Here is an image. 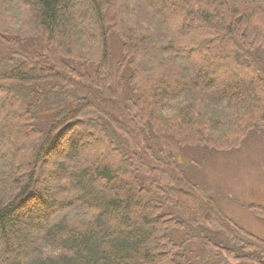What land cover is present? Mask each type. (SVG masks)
Listing matches in <instances>:
<instances>
[{"label": "trees", "instance_id": "obj_1", "mask_svg": "<svg viewBox=\"0 0 264 264\" xmlns=\"http://www.w3.org/2000/svg\"><path fill=\"white\" fill-rule=\"evenodd\" d=\"M263 12L264 0H0V121L14 101L16 131L31 142L12 152L0 138V243L10 264H160L162 254L164 264H264V239L160 146L227 151L264 128ZM212 29L220 46L180 59ZM58 149L50 177L69 178L71 199L39 185Z\"/></svg>", "mask_w": 264, "mask_h": 264}, {"label": "rangeland", "instance_id": "obj_2", "mask_svg": "<svg viewBox=\"0 0 264 264\" xmlns=\"http://www.w3.org/2000/svg\"><path fill=\"white\" fill-rule=\"evenodd\" d=\"M140 12L141 13L138 17L140 19H145L146 15L143 13V10ZM136 18H131L129 16L127 17L128 23L133 28L138 27V21ZM166 20L168 19L166 18ZM259 20V24L263 25L264 23L262 19L259 18ZM212 30L215 35L205 34L204 36H201V39H199V41L196 43V46L194 47V50L191 52V54L188 57L182 55L180 59H195L200 57V55L203 53L212 52V47L220 46L221 44L218 42L219 38L216 34L218 30ZM261 38L264 41V35H261ZM111 40H113L112 48L114 53H117V48L120 45L119 39L115 36ZM207 40L208 44L204 46L206 49H204L202 46H199ZM209 47L211 49H208ZM136 54L137 58L139 59L140 52L137 51ZM148 58V62L152 60V65L146 64V66L148 67V70H151L155 64V59L153 56ZM231 58L234 60V62H238V58L235 53L232 54ZM172 63L174 65L173 67L175 68L173 72L174 76L184 79L185 76L181 71H179V65L176 63V61ZM222 70V68L219 69V71ZM148 74L149 72H146L145 77L151 75ZM213 83H215V86H217L219 89L224 86L222 84V80L216 79ZM213 86L214 85H211V88ZM13 91L16 94H20V91L17 87L16 89L13 88ZM232 91H235L236 94L240 92L237 89H232ZM245 96L243 94L241 96L243 97V101L244 98H246ZM6 102L7 104L5 105V109L2 112L4 113L5 117L0 121V129L4 130L5 132L0 133V138L6 141L5 146L7 150L15 152L16 149H20L22 152L26 153L28 150L27 147L31 145V142L28 139H21L16 131V127L14 126L16 122H23L22 114L20 110L17 109V105L14 101L7 100ZM87 141H90V145L95 146H98L99 143H101L93 136H88ZM162 145L163 147H168V149L171 150L175 156L177 155L179 159L186 163L185 166L187 167L188 173L191 175L192 179L202 185L215 197L217 203L220 205V208L225 214H227L228 217H230L236 223L242 225L248 231L264 239V128H256L244 139L240 146L227 151L218 152L196 148L180 150L175 144H173L171 140L160 142V146ZM0 149L1 152L4 151L2 148ZM62 152L63 151L61 149H58L55 154H52L45 161L44 165L43 163L41 164L42 168L40 170H43V172L42 174L40 173V175H38V181L41 187H45L46 185L49 187H54L55 189L53 190V194L56 198L71 199L75 194V190L70 185L69 178L66 175H62L61 177L59 175L50 177V171L55 165L54 160L61 156V154H63ZM93 157L91 153H88L86 158L92 159ZM190 158L192 159V162H190ZM24 173L25 170L21 169L20 174L23 176ZM123 175H126L125 170L123 171ZM64 186L65 188H63ZM77 203L78 205L81 204L80 202ZM30 205L39 206L35 202ZM65 209L52 214L51 217H49V221L52 222L54 218H58L60 215H62ZM51 222H49V224ZM43 224L44 227H46L48 225L47 220L43 222ZM42 228L33 229V234L42 236L44 233ZM181 234L183 233L179 232V234H176V236H181ZM2 245L3 244L0 243V264H10V260L6 259L4 256ZM200 246L201 245L199 244L193 245L195 253L198 252ZM159 260L161 261L160 264L168 262L167 256L164 254L159 256Z\"/></svg>", "mask_w": 264, "mask_h": 264}]
</instances>
